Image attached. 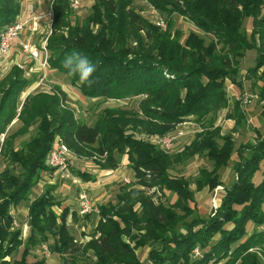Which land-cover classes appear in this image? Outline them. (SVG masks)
Instances as JSON below:
<instances>
[{"label": "trees", "instance_id": "trees-1", "mask_svg": "<svg viewBox=\"0 0 264 264\" xmlns=\"http://www.w3.org/2000/svg\"><path fill=\"white\" fill-rule=\"evenodd\" d=\"M31 1L52 9L46 40L50 71L66 76L84 98H141L137 110L107 107L88 125L66 105L60 86L23 97L32 82L16 65L0 79V157L7 162L0 168V264H45L44 258L29 262L32 250L42 246L62 257V264H79L82 255L90 257V264H146L138 256L144 248L148 264H264L253 251L264 247V135L256 130L254 142L235 150V179L208 217L198 215L195 205L190 208L195 203L190 183L173 172L205 155L213 167L193 178L196 191L221 184L217 172L229 164L234 143L215 122L222 111L236 123L245 118L241 98L230 105L226 83H236L241 59L250 50L256 52V65L248 69L247 80H255V95L264 102V0H144V6L134 0H92L91 13L80 22L70 0H0V31L15 23L23 4ZM149 8L164 17L165 31L143 15ZM174 14L201 34L191 31L182 41L172 33ZM205 36L212 40L206 42ZM73 53L96 65L89 82L64 68L63 60ZM192 121L200 130L182 151L166 152L151 142ZM31 130L33 136L24 140ZM57 142L73 158L90 159L100 170H115L126 157L133 172L112 200L96 206L98 213L79 215L97 218L84 243L77 242L67 223L68 208H60L56 186L45 185L31 198L42 175L54 172L45 160ZM72 172L82 182L95 179L86 171ZM166 193L176 195L173 204L161 201ZM24 202L25 239L11 213ZM77 216L73 213L72 220ZM21 246L20 258L14 259Z\"/></svg>", "mask_w": 264, "mask_h": 264}, {"label": "rangeland", "instance_id": "rangeland-1", "mask_svg": "<svg viewBox=\"0 0 264 264\" xmlns=\"http://www.w3.org/2000/svg\"><path fill=\"white\" fill-rule=\"evenodd\" d=\"M134 1H136L137 3H142V6H144L143 5L144 0H134ZM91 4H92V0H81V6L79 10L76 11L74 20H77L79 22L83 21L91 13V9H90ZM143 15L147 17L149 16L148 13L145 12L143 13ZM165 17H167V15ZM171 18L174 20V25H173L174 29L172 33L180 34L182 41L184 40L185 36L191 31L201 34L200 31L196 29L195 26L185 18L177 14L172 15ZM244 29L247 31L248 34L250 33L251 23L249 20L245 21ZM205 40L206 42H209L210 40H212V37L205 36ZM39 41H40V37L36 35L35 43L37 44ZM15 53L23 54L22 51L19 49L17 39H15L11 43L10 56L14 55ZM27 61L28 59L24 61L22 60V58L20 59V61H17L21 66L24 67V70L26 72L25 74L26 78L32 82L30 87L27 88V90L25 91L24 96L32 92H38V91L47 92L52 90L51 88H53L54 86L58 85L62 90L65 91L67 95L68 99L66 105L69 106V108L74 111V114L76 118L79 119V121H83L88 125H92L98 119L99 114L107 107H116L118 109L120 108L127 110H137L138 102L141 97L140 98L128 97L121 100H103V99L84 98L81 94H79V92L74 87L70 86L67 77L64 75H60L53 71L47 70L45 73L46 74L45 77L41 81L39 67L36 66L32 61L31 62H27ZM4 65H5L4 63H0V79L2 78L1 74H3L2 70ZM255 65H256V52L254 50H250L246 52L245 56L241 59L239 72L235 78L236 83L232 84L229 81H227L226 83L228 98L231 100L230 105L232 104L233 99L241 98L242 99L241 107L244 111L245 118H243V120L240 123H236L235 120L226 119L225 118L226 111H222L218 114L217 120L215 122V127L219 126L221 128V133L223 135L230 134V136L233 138V143H234V150L232 152L231 160L229 161V164L226 167L220 168L217 172L221 184L217 186L213 191L209 190L207 187L200 191L199 190L196 191L195 186L192 183L193 178L197 177L199 170L206 169L210 171L213 167L212 161H210L205 155L194 156L189 160L185 161L184 163L175 166V171H173L174 174L184 176L186 180L190 183V189L194 192L193 194L195 199V203L194 204L191 203L190 208H192L193 205H195L198 215L202 217H208L210 214L212 215V213L219 207L220 201L223 197V189L230 187V185L233 183L235 179V174L233 172L234 171L233 164L234 161L237 159L235 150H237L241 144H245L248 141L254 142L253 139L256 130H258L262 135H264V102L262 103L255 95L257 91L256 90L257 83L255 82V80L253 78L247 80V76L249 75V73H247L248 69L254 67ZM31 69H33V71H30ZM254 83L256 84V86ZM17 127H18V122L15 121L13 123L12 129L14 130ZM177 129L182 130V136L175 141L172 152L182 151L185 146L189 145L194 137V133L200 130V126L198 124H195L194 121H192L180 125ZM33 134H34V130H31L29 134L26 135L23 139L28 140L33 136ZM245 155L247 154L245 153L244 156ZM93 164L96 165V163H94V161L90 159L74 157L70 160V166H69L70 172L71 174L73 173L72 169H74L75 165L77 168L82 167L84 169L92 170V168L94 167ZM6 165L7 162L1 159L0 157V168L3 169L4 166ZM95 169L98 170L96 166ZM50 176H52V174L49 173H44L42 175L38 186L35 187L33 190V194L31 195V198L41 193L43 187L45 186L44 184L48 182ZM53 177L54 178L57 177L58 179L65 181L67 184H75L73 183L72 180H67L56 173L55 174L53 173ZM73 177L76 179L74 175ZM256 177H257L256 181L259 182L260 180L259 174H257ZM125 180L126 182H128L130 179L126 178ZM176 198L177 197L175 194L166 193V197L165 198L162 197L161 201L164 202L166 205H170L176 201ZM27 207H28V203L24 202L20 204L16 210L12 209L13 217H14L13 219L17 222L18 226L21 227L25 226L24 230H26L27 227V220L25 216V210ZM187 220L189 221L190 219ZM93 224L94 222L90 224L91 225L90 229H86L85 231H81L80 228L77 229L72 226V233L75 236L78 243L86 242L88 238L84 237L82 234L89 236L92 232ZM24 230H22V232ZM45 247L47 246L45 245ZM23 248L24 247L21 246L20 249H18L15 252L14 259L20 258ZM253 251L259 255L261 261L264 263V247L253 249ZM147 252L148 249L144 248L138 254L142 263L148 264ZM197 252H198L197 249H195L194 254H197ZM32 255H34L35 257L29 258V262H33L37 259L44 258L45 264L63 263L62 257H60L57 254H50L48 252V248L44 249V246L33 249ZM89 258L90 257L84 258L82 255L81 258L78 259V263L90 264Z\"/></svg>", "mask_w": 264, "mask_h": 264}, {"label": "built area", "instance_id": "built-area-1", "mask_svg": "<svg viewBox=\"0 0 264 264\" xmlns=\"http://www.w3.org/2000/svg\"><path fill=\"white\" fill-rule=\"evenodd\" d=\"M81 6V0H70V8L73 11L79 10ZM34 10L31 5H27L25 9L21 12L17 21L4 30L0 31V63L6 62L11 57L10 56V47L11 43L17 39L19 49L22 53L28 57L36 66L40 69L41 81L45 77V73L48 69V52L46 50V42L40 46L36 45L33 42L31 37H23L22 33L27 30L31 33L35 32L37 29V19L34 17ZM148 15L152 23L162 31H165L167 28V22L157 13L153 8L148 10ZM48 16L50 18V28L52 26V9L50 7ZM32 35V34H30ZM21 36V37H20ZM20 69L24 67L20 64H14ZM30 71H33L31 69ZM182 136V130L175 129L173 132H170L164 136H153L151 137V142L158 146L160 149L171 152L173 151V146L175 141ZM3 139V137H2ZM1 139V140H2ZM72 154L68 147L61 143L57 142L56 146L53 147L47 154L45 165L53 169L56 174L67 179L72 180L74 183L78 182L70 172V160L72 159ZM78 208L79 215L83 216L86 214L98 213L97 207L91 202L85 193H80L78 198ZM13 226L19 227L15 220H13ZM25 226L20 227L21 230H24ZM45 249V248H44Z\"/></svg>", "mask_w": 264, "mask_h": 264}, {"label": "crops", "instance_id": "crops-1", "mask_svg": "<svg viewBox=\"0 0 264 264\" xmlns=\"http://www.w3.org/2000/svg\"><path fill=\"white\" fill-rule=\"evenodd\" d=\"M27 5H31L33 7L34 10L33 15L37 19L36 21L37 29L33 33L25 30L21 36L22 38L32 36L33 42H35L36 35H38V37H40V41L37 44L36 43L35 44L38 46H40L41 44L43 45V43L46 42L47 37L51 33L50 18L48 16L50 5H48L46 2L43 1H31L24 3L22 9L24 10ZM21 58L24 61L28 59V57L24 56L23 54L15 53L14 55H12L9 58V60L6 62V65H4L2 70L3 74H1V76L3 77L4 75H6L14 64H19L17 61H20ZM27 62H31V60L28 59ZM95 166L97 167V165H94L92 170L84 169L82 167L77 168L76 165L74 167V170L86 171L87 173L95 176L94 181L82 182L80 179H78V177L74 175L78 182H75V184H67L65 181L60 180L57 177L54 178L53 173L55 174V172H53L51 173L52 176H50L48 182L44 184V185L56 186L55 194H57L59 200L62 202L60 208L61 209L68 208V217H67L68 225H70L71 227L73 226L77 229L80 228L81 231L90 229L91 227L90 224H92L93 222H94L93 224V228H94L97 218L93 215H91L87 219L79 217V213H78L79 194L85 193L95 206H99L101 204L107 203L108 201L114 198L115 194L118 191L119 185L123 183H127L125 180L126 178L130 179L129 181H131V179L133 178V172L130 170L128 166L126 157L122 158L119 167L115 170H100L98 167H97L98 170H96ZM17 208L18 207L14 209L16 210ZM61 209H56L57 214L61 212ZM27 213H28V207L25 210L26 220H27ZM73 213H76L78 215L76 222L72 220ZM12 215H13V210H12ZM27 233H28V227H26V230H24L21 233L23 239L27 237ZM84 237L88 238L87 235H85Z\"/></svg>", "mask_w": 264, "mask_h": 264}, {"label": "clouds", "instance_id": "clouds-1", "mask_svg": "<svg viewBox=\"0 0 264 264\" xmlns=\"http://www.w3.org/2000/svg\"><path fill=\"white\" fill-rule=\"evenodd\" d=\"M62 63L68 73L78 76L81 82H89L90 77L96 71V65L79 53L67 56Z\"/></svg>", "mask_w": 264, "mask_h": 264}]
</instances>
